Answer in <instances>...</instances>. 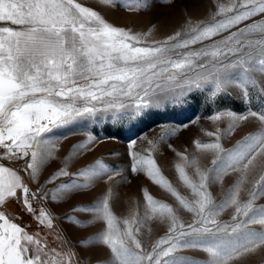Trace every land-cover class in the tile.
<instances>
[{"label": "snow or ice", "instance_id": "1", "mask_svg": "<svg viewBox=\"0 0 264 264\" xmlns=\"http://www.w3.org/2000/svg\"><path fill=\"white\" fill-rule=\"evenodd\" d=\"M161 2L171 5L174 0ZM212 2L208 19L187 17L172 34L150 39L155 25L143 32L117 27L78 0H0V161L21 162L19 167L0 163V264H81L66 239L57 235L60 250L49 248L38 233H29L15 222L19 217L3 209L15 201L38 227L53 230L57 218L44 208L37 214L33 201L50 197L61 202L98 181L109 185L103 197L72 209L90 212L92 219H62L77 227L103 224L77 244L106 248L105 264H244L264 253V203H257L264 200V107H248L243 113L217 110L208 119H226L227 127L204 130L213 139L194 140L195 154L168 143L178 158V182L190 195L173 185L156 160L160 145L179 126L164 129L156 139L141 136L146 142L142 151L137 140L129 141L131 173H143L176 206L144 189L143 212L117 217L110 206L114 193L109 182L122 177L121 170L96 160L69 171L74 159L92 150L96 137L90 131L70 147L62 166L40 182L42 169L60 159L62 140L75 134L65 129L142 120L169 105L186 104L195 94L215 100L230 88L238 89L246 104H251L253 92L264 101V0ZM99 3L115 6L116 0ZM124 6L138 12L151 3L124 0ZM253 118L256 130L225 148L222 139ZM208 154L209 165L203 166L202 157ZM232 176L234 182L217 200L212 186ZM25 177L37 185L34 191ZM248 184L247 198L241 199ZM46 185L53 187L45 190ZM181 209L191 214L190 222L182 219ZM229 210V218L221 219ZM153 221L166 225V231L145 247L142 230Z\"/></svg>", "mask_w": 264, "mask_h": 264}, {"label": "rangeland", "instance_id": "2", "mask_svg": "<svg viewBox=\"0 0 264 264\" xmlns=\"http://www.w3.org/2000/svg\"><path fill=\"white\" fill-rule=\"evenodd\" d=\"M78 2L96 10L109 23L117 27L131 29L134 32H143L155 25L150 39H162L172 34L182 25L187 17H190L194 22L206 20L209 18L211 11L214 10L212 0H174V3L171 5L164 4L161 0H150L151 7L138 12L128 11L124 6V0H116L115 6L101 5L99 0H78ZM222 2L226 3L227 0H222ZM228 93L217 97L215 100H208L204 95L195 94L186 104L178 106L169 105L165 110L154 111L142 120L123 121L116 124L108 121L90 125L87 128L74 127L71 130L65 129L63 131L66 134L69 131L75 134H67V139L62 140L60 145L61 151L58 153L60 159L49 162L42 169L40 182L42 183L52 172L62 166L61 160L67 154L70 147L75 143L84 141L86 137L83 133L90 131L96 137L95 143L90 146L92 150L74 159L69 166V171L75 172L96 160H103L107 165L121 170L123 176L116 177L114 181L109 182L114 193L110 201V206L117 217L121 219L128 218L136 209L141 213L143 212L144 189H147L155 199L176 206L174 199L158 185L153 184L143 173L139 175H133L131 173L128 143L130 140H137V150L142 151L146 147V142L139 139L141 136L146 135L149 139H156L164 129L179 126L177 133L171 136L167 143L160 145V150L156 153V160L163 174L173 185L182 194L190 195L188 190L178 182L174 169V162L178 158L168 148V143L177 151L183 152L187 149L189 155L195 154L194 140L209 142L213 139L206 136L204 130L215 131L217 127H227L228 121L226 119L216 122L208 119L217 110L230 109L237 113H243L246 112L248 107H251L253 110H260V108L264 107V101L259 98L258 93H252L251 104L245 103L242 94L236 88H230ZM257 124L258 122L253 118L239 127L231 136H225L222 139L224 147L230 148L244 136L254 132ZM184 125H187V127H184ZM210 158L211 154L202 157V165L208 166ZM20 163L15 162L17 165H20ZM25 178L32 188L35 189L37 187L27 177ZM234 179V176L226 177L222 185L217 184L212 186L211 191L217 200L221 199L224 189L228 188L234 182ZM116 181L121 182L117 183ZM59 182L57 181V183ZM51 187L53 185H46L45 190ZM108 187V184H105L103 181H98L92 189L73 193L61 202L53 203L49 197L45 201L44 209L48 210L57 219L54 220L55 228L53 230H42V235L44 236H41V238L43 237L44 240L50 241L53 246L60 250L58 246L61 241L56 239V236L60 235L78 253V259L81 261V264H105L109 256L106 248L95 245L81 248L77 244L82 238L92 237L103 228V224L94 222L85 227H77L69 221L62 219V217L68 215L83 222L92 219V213L83 211L73 212L72 209L74 207L92 205L95 201L103 197ZM250 188V184L244 186V190L241 192V199L247 198V190ZM257 203H264V200L258 201ZM230 214L231 210L224 213L221 219L227 220ZM180 215L185 222H190L191 214L181 209ZM25 219L26 217L21 219L23 226L27 230L35 231L34 227L30 225L29 220ZM149 228L151 229L150 232L148 231ZM36 231L34 234H37ZM142 231L144 235L141 238L145 247H148L151 242L164 234L166 225L160 224L158 221L148 222ZM47 232L50 235L53 233V237L55 238L45 237L47 236ZM188 254L195 255L197 258H202L203 256L202 253ZM244 264H264V253L248 258Z\"/></svg>", "mask_w": 264, "mask_h": 264}, {"label": "crops", "instance_id": "3", "mask_svg": "<svg viewBox=\"0 0 264 264\" xmlns=\"http://www.w3.org/2000/svg\"><path fill=\"white\" fill-rule=\"evenodd\" d=\"M4 162L5 163H3V164H5L6 166H9V167H16V165L17 164H15V163H10L9 161H7V160H4ZM25 181L27 182V180H26V178H25ZM9 216H11V217H13V218H17V217H19L18 219H15V222H17L18 224H20L21 226H23V223H21V219L23 218V217H26V219L25 220H29V223H30V225H32L33 227H34V229H35V231L36 230H38V231H36V233H38L39 234V236L41 237V236H44V235H42V230H46L45 228H42V227H38V225H37V222L35 221V220H33L32 219V217L30 216V215H28V214H26V213H24V212H22L21 211V206L19 205V204H17L15 201H12V202H10V203H8L7 204V206L3 209ZM38 211H40V209L39 210H37L36 212H38ZM29 233H31V234H34V230H27ZM48 231V230H47ZM45 237H47V238H55V237H53V233H52V235H50V233L49 232H47V236H45ZM43 238V237H42ZM48 241V240H47ZM46 241V242H47ZM48 243V246H49V248H53V247H55V246H53L52 245V243L50 242V241H48L47 242Z\"/></svg>", "mask_w": 264, "mask_h": 264}, {"label": "built area", "instance_id": "4", "mask_svg": "<svg viewBox=\"0 0 264 264\" xmlns=\"http://www.w3.org/2000/svg\"><path fill=\"white\" fill-rule=\"evenodd\" d=\"M0 163H5V162H4V160H2V161H0ZM16 167H19V165H16ZM32 190L34 191L35 189L32 188ZM33 207L35 208L36 211L41 209V208H44L45 207V201L44 200L33 201Z\"/></svg>", "mask_w": 264, "mask_h": 264}]
</instances>
